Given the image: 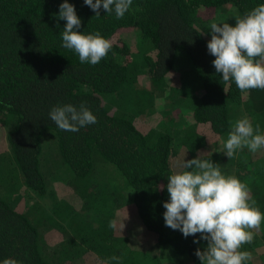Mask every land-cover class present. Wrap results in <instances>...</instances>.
I'll list each match as a JSON object with an SVG mask.
<instances>
[{"label":"trees","instance_id":"trees-1","mask_svg":"<svg viewBox=\"0 0 264 264\" xmlns=\"http://www.w3.org/2000/svg\"><path fill=\"white\" fill-rule=\"evenodd\" d=\"M63 2L0 0V123L5 125L7 145L0 155V264L5 258L20 264H56L55 258L61 257L66 264L79 256L75 244H61L58 251L52 246L58 239L40 227L46 224L45 215L31 217L3 198L14 191L17 180L36 197L47 192L42 145L49 136L54 137L61 159L79 176L91 178L96 163L114 162L133 189L136 220L155 234L162 248L169 246L201 264L195 252L203 251L207 241L199 233L185 238L180 230L165 225L168 177L185 171L184 161L198 156L205 160L211 142L222 143L220 138L235 116L233 105L256 94L264 99V90L242 93L234 81L225 83L207 50L211 23L235 26L236 18L264 0H133L119 20L102 7L97 17L84 0H68L81 18L82 34L99 32L112 43L97 65L82 64L74 50L62 46L66 21L59 20L58 13ZM189 81L195 82L189 94L195 99L176 104L175 97L187 96L183 92ZM81 102L97 123L71 132L50 119L53 107L72 104L79 109ZM152 111L157 114L150 116ZM174 117L188 121L178 136L177 125L171 124ZM184 149L186 159L181 155ZM114 226L108 234L99 230L100 238L115 237ZM135 251L125 248L117 262L144 264ZM263 251L254 253L264 258ZM82 259L84 264L104 262Z\"/></svg>","mask_w":264,"mask_h":264},{"label":"clouds","instance_id":"clouds-1","mask_svg":"<svg viewBox=\"0 0 264 264\" xmlns=\"http://www.w3.org/2000/svg\"><path fill=\"white\" fill-rule=\"evenodd\" d=\"M133 0H84L95 13H115L122 19ZM59 20H65L62 32L63 47L74 50L80 62L97 65L112 48L109 39L99 32L82 34L81 18L75 6L64 0L59 6ZM229 23L210 25L211 39L207 42L209 54L218 74L225 83L235 82L242 92L264 90V4L253 8L243 17ZM50 119L63 131L78 132L80 128L97 123V117L81 102L79 109L72 104L55 106L49 112ZM226 156L231 159L245 147L255 153L264 149V134L260 126L255 128L244 117L234 124L224 145ZM185 169L168 177L169 201L163 204L165 225L180 230L185 238L200 234L207 241L206 248L197 249L195 255L201 264H247L252 260L250 251L241 250L251 244L256 230L264 223V213L255 206L246 183L235 176H225L212 161L197 158L184 161ZM114 225L110 224V227ZM194 240V243H198ZM117 261L119 258H110ZM2 264H20L5 258Z\"/></svg>","mask_w":264,"mask_h":264},{"label":"rangeland","instance_id":"rangeland-1","mask_svg":"<svg viewBox=\"0 0 264 264\" xmlns=\"http://www.w3.org/2000/svg\"><path fill=\"white\" fill-rule=\"evenodd\" d=\"M184 72L185 70H181L180 73ZM180 73L179 71L175 72L178 78H180ZM194 83L193 81L186 83L183 94L187 96L179 95L173 101L176 104H182L188 100L193 101L195 98L192 97L191 100L189 94L193 90ZM171 84L175 85V83ZM262 96V94H256V97L254 95L251 99H246L244 103L233 105L235 116L231 117L230 130L228 128L220 138V143L222 142L220 145L214 142L210 143V153L206 155L205 160L212 162L215 160L219 168L226 172L224 174L226 176H233L236 173L238 179L248 185L251 199L256 202L255 206L264 213V159L262 156L264 149L253 153L245 147L238 150L231 159L227 158L224 153L228 133L239 119L247 117L253 127L255 128L258 124L260 133L264 134V99ZM170 102L175 105L172 101ZM152 114L157 113L152 111L150 116ZM150 116H148V120H151ZM186 123L188 121L183 117L172 118L171 124L177 125L175 131L177 136L183 124ZM5 133V125L0 123V155L7 149ZM53 139L52 136L47 137V142L44 146L42 145L44 151L42 155L43 171L48 185L47 192L36 197L31 192L27 193L29 191L17 180L13 184L14 191H7L3 198H6L12 207L25 211L31 217L45 215L46 224L40 227L45 228V231H48L53 239H58L51 243L52 246H58L57 251L62 249L61 244L62 246L63 244L76 245L74 252L79 253V256L66 264H84L82 258L85 256L91 257L93 262H95V258L99 261L102 259L104 261L102 264H121L117 262L119 259L113 261L110 258L113 256L123 257L125 248L128 247L136 250L137 257H141L144 264H195L192 259L178 255L169 246H165V249L162 248L157 243L155 234L149 232L140 224V221L136 220L130 193L133 189L114 162L96 163L91 178L89 175L79 176L61 159L55 149ZM185 152L184 149L181 155L186 159ZM215 156L222 159V162L219 163ZM185 170L191 171L192 169ZM261 182L262 187L259 190L258 186ZM112 220L116 236L112 235L109 240L110 236L107 235L109 238L102 240L100 238L101 232H103L102 228L108 234ZM97 231H99V235L96 234ZM87 232H92L96 238L94 239ZM42 233L45 237L43 230ZM60 235H62L63 242H60ZM51 244L50 248H52ZM261 246L264 248V223L259 230H256L253 242L244 245L241 250L252 253L253 261L251 263L263 264L261 260L264 258L254 253L257 250L263 251ZM81 253L85 255L81 256ZM141 253H144V256H140ZM262 253L264 257V251ZM155 257L159 259L158 263L154 262ZM63 259L64 257L55 258V263L59 264Z\"/></svg>","mask_w":264,"mask_h":264}]
</instances>
